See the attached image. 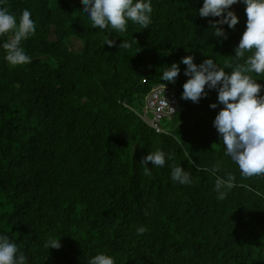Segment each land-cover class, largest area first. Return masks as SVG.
<instances>
[{
  "label": "trees",
  "instance_id": "1",
  "mask_svg": "<svg viewBox=\"0 0 264 264\" xmlns=\"http://www.w3.org/2000/svg\"><path fill=\"white\" fill-rule=\"evenodd\" d=\"M144 2L153 9L148 29L129 20L120 33L93 27L82 0H0L17 23L27 9L36 26L20 45L28 64L10 65L3 44L12 33L0 37V236L26 264H88L98 254L114 264H264V176L243 177L225 155L216 89L206 86L199 103L182 99L183 57L211 58L228 73L243 63L234 49L246 6H231L234 30L218 25L224 39L210 23L220 17L199 16L203 0ZM123 40L131 47L119 48ZM172 63L180 67L174 84L161 80ZM251 75L264 85V75ZM160 83L179 96L168 133L135 113ZM157 150L165 165L146 170L140 161ZM172 166L191 184L173 181ZM230 173L235 186L219 200L216 180ZM59 238V249L44 247Z\"/></svg>",
  "mask_w": 264,
  "mask_h": 264
},
{
  "label": "clouds",
  "instance_id": "2",
  "mask_svg": "<svg viewBox=\"0 0 264 264\" xmlns=\"http://www.w3.org/2000/svg\"><path fill=\"white\" fill-rule=\"evenodd\" d=\"M241 0H203V6L198 10L200 17H220L221 19L211 23L215 28V37L227 34L218 25L227 24L229 28L235 29L239 23L238 16L231 11V6L240 3ZM246 12V30L243 32L238 46L234 49L235 57L242 59L233 67L231 73L213 61L205 59L201 64L194 63L193 56L182 58L186 65L184 75L190 77L183 84L182 99L199 103L202 97H206L208 89L218 91V102L224 107L218 112L214 120L225 146V155L238 165L241 175L245 178L264 176V95H261L264 85L253 79L252 73L264 75V0H243ZM83 13L88 14L93 27L101 30L111 26L112 29L124 33L127 31L129 20L139 24L143 29H148L151 23L150 14L152 6L144 0H82ZM226 13V15H225ZM36 26L31 19V13L25 9L17 23V18L9 12L7 7L0 8V37L12 33L9 42L3 44L6 50V61L12 66L31 63V58L25 54L20 46L23 40L34 35ZM115 41L109 40L106 44L114 45ZM131 45L124 41L119 48L127 49ZM246 53H251L245 59ZM180 74L178 63H172L161 77L168 83H175ZM166 88V84H162ZM215 109L217 104L210 105ZM174 112V109L171 107ZM213 146V145H212ZM171 160L172 156L169 155ZM147 170L148 162L152 165L163 167L166 163L165 153L157 150L149 153L140 161ZM219 171V166H214L212 172ZM171 179L182 185L191 184L190 173L181 166H172ZM235 177L230 173L227 180L217 178L215 191L219 194L218 199L224 200L227 192L222 188L231 190ZM147 214V213H146ZM139 234L147 231L146 227L137 229ZM47 249H59V239H49L44 245ZM19 252L17 244L9 240V237L0 236V264H26V256ZM88 264H114V259L105 254H98L89 260Z\"/></svg>",
  "mask_w": 264,
  "mask_h": 264
},
{
  "label": "built area",
  "instance_id": "3",
  "mask_svg": "<svg viewBox=\"0 0 264 264\" xmlns=\"http://www.w3.org/2000/svg\"><path fill=\"white\" fill-rule=\"evenodd\" d=\"M144 81V80H143ZM174 109V112L171 110ZM179 108V96L176 88L162 84H154L142 99V105L139 110L134 111L140 119L156 133H168L164 126L165 121H170L172 116Z\"/></svg>",
  "mask_w": 264,
  "mask_h": 264
},
{
  "label": "rangeland",
  "instance_id": "4",
  "mask_svg": "<svg viewBox=\"0 0 264 264\" xmlns=\"http://www.w3.org/2000/svg\"><path fill=\"white\" fill-rule=\"evenodd\" d=\"M236 6V4L235 5H233V7H235ZM72 48L74 49V50H79L80 48H81V45H80V43L78 42V41H76V40H73L72 41Z\"/></svg>",
  "mask_w": 264,
  "mask_h": 264
}]
</instances>
